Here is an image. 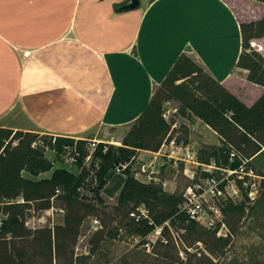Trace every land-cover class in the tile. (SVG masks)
Here are the masks:
<instances>
[{"label":"crops","instance_id":"0c3cea01","mask_svg":"<svg viewBox=\"0 0 264 264\" xmlns=\"http://www.w3.org/2000/svg\"><path fill=\"white\" fill-rule=\"evenodd\" d=\"M130 2L0 0V127L119 143L183 53L247 106L264 94L237 65L260 1ZM251 45L264 56V37ZM195 119L191 137L207 128L219 144Z\"/></svg>","mask_w":264,"mask_h":264},{"label":"trees","instance_id":"16d2710c","mask_svg":"<svg viewBox=\"0 0 264 264\" xmlns=\"http://www.w3.org/2000/svg\"><path fill=\"white\" fill-rule=\"evenodd\" d=\"M241 32L243 49L237 65L248 70L250 82L264 87V56L251 45L253 39L264 37V17L242 23ZM163 98L179 101L178 111L183 117L194 115L219 134L221 145L200 151L199 159L203 162L214 160L218 165L226 166L233 148L243 150L254 146L256 154L264 147V94L252 106H247L202 65L183 53L121 145L98 142L89 166L85 164L90 154V143L86 139L0 127V243L9 234L12 237L18 235L24 225L28 203L39 199L48 202L57 190L65 201H77L86 198L82 192L85 188H90L101 201L100 194L109 191L107 186L111 181L115 182L114 191H119V204L130 205L123 218L126 222L120 221L119 228L129 236L139 237L142 243L157 228H165L166 223L180 221L189 228L198 227V222L180 212L182 194L168 193L162 183L142 182L132 171L137 153L140 150L158 151L170 131L171 123L163 117ZM68 149L75 156L74 165L80 169L78 173L65 167L54 168L55 163L64 162ZM47 150L55 152L54 160L46 156ZM122 165L126 167L122 169ZM118 167L121 168L120 175L116 174ZM51 171L49 177L37 179ZM23 172L34 179L25 177ZM258 173L264 177V173ZM18 197L23 203L16 201ZM141 205L149 209L150 218L136 221L130 217V212ZM258 210L264 213V179L255 202H249L244 195L240 201L230 200L223 207L229 223H239L246 211L253 216ZM109 234L115 238L118 233L109 231ZM5 259L0 260V264H9V259ZM253 264L264 262L256 260Z\"/></svg>","mask_w":264,"mask_h":264},{"label":"rangeland","instance_id":"374dc122","mask_svg":"<svg viewBox=\"0 0 264 264\" xmlns=\"http://www.w3.org/2000/svg\"><path fill=\"white\" fill-rule=\"evenodd\" d=\"M248 4L253 12H261L264 8L262 2ZM179 106V101L163 98V117L171 123V128L160 149L156 151L160 154L155 156L140 150L132 163V171L137 179L145 183H162L165 191L174 194H182L190 182L184 174V161L177 159L184 156L185 149L189 147L196 151L199 158L200 151H208L211 147L221 145V138L220 143L216 144L214 132L207 128L204 132L199 130L197 136L191 137L196 131L190 127V121L192 119L195 122L196 116L183 117L178 111ZM33 132L49 135L39 129ZM203 135L204 139L200 140ZM121 143L122 141L111 144ZM92 149L89 147L90 158H86V166L91 163ZM254 150V146L237 149L243 157L251 160L257 172L264 173V147L256 154ZM46 156L50 160L55 158V154L50 150L46 151ZM59 167H65L75 173L80 172V169L71 163H55L54 168ZM51 174L52 171L43 173L37 179L49 177ZM116 174L122 173L116 171ZM23 175L33 178L27 172H23ZM165 178L170 180L171 184L164 185ZM114 186L115 182L111 181L107 186L109 191L101 192V201L90 188H85L82 192L86 198L77 201H65L59 196L60 192H56L48 202L39 199L28 203L24 225L18 230V235L12 237L9 234L2 238L0 260L8 258L9 264H253L256 260L264 262L263 211L258 210L253 216L246 211L239 223H229L225 218V225L220 229H210L202 224L189 228L186 223L180 221L175 224L166 223L165 228L159 227L158 231L150 235L151 247L148 250L143 247L144 243L140 238L129 236L124 229L119 228L122 225L120 221L126 222L123 218L130 205L119 204V191H114ZM16 201L23 203L21 197ZM95 220L99 223L95 224ZM109 231L118 234L113 238Z\"/></svg>","mask_w":264,"mask_h":264},{"label":"built area","instance_id":"2783aa9c","mask_svg":"<svg viewBox=\"0 0 264 264\" xmlns=\"http://www.w3.org/2000/svg\"><path fill=\"white\" fill-rule=\"evenodd\" d=\"M96 144H89V147L93 148L92 152ZM185 150L184 156L177 159L184 161V174L190 182L182 193L183 200L179 208L190 220L210 229H220L225 225L223 207L226 202H238L244 195L251 203L259 198L264 177L256 171L251 160L243 157L236 149L230 151L229 164L226 166L218 165L214 160L203 162L198 158L196 151L189 147ZM172 152L174 153V150ZM63 161L74 165L75 156L71 154L70 149L64 154ZM125 167L126 165H122L121 168ZM121 168L118 167L117 172H120ZM130 217L139 221L141 218H150V212L146 206L141 205L130 212ZM98 223L99 221L95 220V224ZM157 229L155 231H158ZM151 234L145 238L143 244L148 250L151 247Z\"/></svg>","mask_w":264,"mask_h":264},{"label":"water","instance_id":"95a60500","mask_svg":"<svg viewBox=\"0 0 264 264\" xmlns=\"http://www.w3.org/2000/svg\"><path fill=\"white\" fill-rule=\"evenodd\" d=\"M140 4V0H131V2L127 5L128 8H137Z\"/></svg>","mask_w":264,"mask_h":264}]
</instances>
